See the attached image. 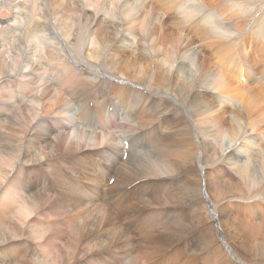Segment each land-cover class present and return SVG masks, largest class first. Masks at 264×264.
<instances>
[{"label": "bare ground", "instance_id": "obj_1", "mask_svg": "<svg viewBox=\"0 0 264 264\" xmlns=\"http://www.w3.org/2000/svg\"><path fill=\"white\" fill-rule=\"evenodd\" d=\"M39 1L0 0L1 43H13L12 50L5 45L7 72L0 66L1 83L8 87L0 111V146L6 145L0 193L5 189L7 212L15 216L1 240L8 256L37 264H247L233 241L238 235L244 242L243 224L228 216L236 198L229 188L222 195L210 190L218 161L253 169L244 154L255 138L249 127L241 130L251 119L219 107L232 129L222 132L223 139L209 135L213 153L197 147V138H189L186 148L182 135L193 136L182 129V107L213 112L208 91L195 83L198 74L204 82L214 72L213 64L206 68L191 40L181 43V34L167 31L168 15L160 16L156 1L66 0L63 13L51 19ZM196 1L178 3L180 22L195 32L204 25L216 56L234 61L233 72L243 76L233 51L244 31L264 20V0H228L245 14L238 26L217 17L214 4ZM262 26L254 32L259 38ZM44 34L58 39L57 60L55 51L37 47L46 44ZM16 35L25 52L18 69L12 55ZM82 38L89 46L79 49L76 39L80 44ZM167 38L178 46L159 53ZM50 63L53 70L46 67ZM224 77L219 97L232 103L240 98ZM261 78L263 83L264 73ZM10 80L16 85H8ZM242 98L243 107L260 111L262 121L264 99Z\"/></svg>", "mask_w": 264, "mask_h": 264}, {"label": "rangeland", "instance_id": "obj_2", "mask_svg": "<svg viewBox=\"0 0 264 264\" xmlns=\"http://www.w3.org/2000/svg\"><path fill=\"white\" fill-rule=\"evenodd\" d=\"M68 1L70 2L73 0H68ZM147 1L151 4L156 1L152 5L154 6L155 10L160 14L162 18L166 19V15H168V18L165 21V26L167 27L168 32L170 31L176 34L177 33L181 34V38H180L181 43L183 42L184 39L191 40L193 42V45L198 49L200 53L199 59H203L206 61V62L204 61L205 63L203 65L207 68L209 64L211 65L213 64L212 66L213 68H215L214 72L212 73L208 71L207 75L204 77V79L206 78L204 82L202 81L203 73L198 74L195 80V83L200 85L199 87H203L205 88L203 90L208 91L207 95L205 94V96H207L208 98L205 99L210 101V104L213 107V112L209 115H206L201 113V110H196V106H191L188 110L182 107V129L187 131L190 130L189 132L193 135L191 136L187 132H182L183 138L185 140V147L186 148L189 147V138H193V139L197 138V141H195L197 147H202L203 150L207 149L209 150V153H213L216 151V146L211 141L209 135L217 134L220 138L222 135H224L222 133L224 130H226L229 135L232 129V122L226 115H222L221 111L219 110V107H223L224 110L234 113L240 112L242 113L241 115H243L242 116L243 118L246 117L248 119L249 118L251 119V123L248 126L242 127L241 130H243L246 127H249L250 128L249 132L253 133L254 138L257 139V140L255 139L253 140V145L250 146L252 148H249L250 151L248 152L249 155L247 153L244 154L245 161L248 162L249 156L250 159L253 160V164H254L253 169L243 171L242 166L226 164L225 162L220 163L218 161L216 165V171L214 177L216 181V185L210 191L213 192L219 190V193L222 195L223 194L222 192H227L229 188L230 191L229 195L231 197H235L236 199H233L232 201L234 203V207L232 208V211L228 216L230 217V219L236 220L235 221L236 223L238 222L242 223L243 230L245 231L246 234V238L244 242H242V240L238 237V235L234 237L233 241L237 242L242 247L239 248L238 245L237 244L235 245L234 242L235 251L238 253L244 252L242 257L247 262V264H264V175H263L264 170L262 174L261 167L259 166V165L264 166V157H263L264 156V142H263L264 119L261 121V119L258 117L260 111L256 113H252L249 111V108L243 107L242 105L243 96L246 98L248 96L251 97V95L252 97H255L257 95L262 99H264V89H262V87L264 86L263 84L264 82L263 83L258 82L262 80L261 77L263 76L264 73V61H263L264 37L259 38L254 34V32L257 31L259 27L260 28L263 27L262 25H264V20L261 19L260 22L256 20L257 22L255 23V27L253 29L245 30L244 31L245 35L243 34L244 37H242L243 40L240 43H238L237 45L238 47H236L235 51H233V56H236V59H238L237 60L238 63L240 62L239 67L243 72V76H240L238 78L237 72H233V65H231L233 64L234 61L226 60L225 58L220 59L219 57L221 56H216L215 54L216 49H214L216 45L213 44L214 39L210 35L211 31L205 33L204 25H200L198 31L196 32L193 31L190 27H188L187 24L182 25V23L180 22V19L182 20V7L178 6V3H182V0H180L179 2L175 0L176 1L175 3H173L174 0H165L163 2L161 1L157 2V0H147ZM210 1L213 2L211 3ZM197 2L204 3L206 5L214 4L213 5L214 11L216 10L215 15L217 17H221L222 19L226 18L225 19L226 22L231 23L232 25L235 26H238L240 24L239 20L241 19V17L245 16V14L243 15L239 13L237 7L236 6L234 7V5L228 2V0H224V1L197 0L196 3ZM66 3H67L66 0H60L55 4L42 0L38 2L37 6L41 8L40 9L41 12L43 10V13L47 15L48 19H51V18H56L57 16H59V14L63 13L62 10L65 8V6H67ZM72 4L74 5V3ZM231 4L232 6L230 7ZM177 8L181 9V13L177 11ZM161 10L165 12L163 13ZM35 11L38 12L37 8L35 9ZM90 11L92 12V9ZM4 13L5 12H2L1 16H5ZM99 15L102 16L101 14ZM66 16L67 13L62 15V17H66ZM19 25L20 26L24 25V23L22 22ZM245 25L246 23H243L242 27H244ZM44 35L46 40L48 39L46 44L43 45L41 42L38 44L37 47L42 46L40 48L42 49L48 48L50 51H55V60H57L58 56H60V54H58L57 52L59 53L61 52V50L56 51L54 49V47L57 46L59 42L58 39L54 35L51 36V38L49 37L48 34H44ZM1 40L2 38H0V66L3 67L7 72L9 62L8 60H6L5 50L6 49L12 50L13 43L10 44L4 40L2 44ZM13 40L16 42L17 46L14 48L12 55L16 57V65L18 69L19 61L25 56V52L21 44V36L16 35L13 38ZM86 40L87 38L86 39L82 38V43L79 44L80 40L76 39V43H78L76 47L82 49L86 46H89L87 45L89 44V42ZM166 41L168 42V46L166 47L167 50L163 47H161L162 49H159L158 47L157 49L159 50V53L165 51L167 52L168 50L170 51L172 48H176L178 46V44H176L174 42V39L172 38H167ZM256 43L260 45L262 44V46H258L256 48L253 47V45H256ZM82 44H84L85 46ZM5 45H6V49H5ZM49 46L52 48H49ZM242 48H244L243 51ZM248 64L252 67L251 68L252 72H248L247 69ZM50 65L51 66L46 65L47 69L53 70L54 65L51 63ZM135 76L142 78L137 72ZM224 76H226L231 80L230 85L235 86L233 88H235L234 90H236L235 92L238 93V97L240 98V99H234L232 103L229 102L230 99H224V98L222 99L221 97H219L220 95L223 94V92H221L220 90L223 89V87L227 84L226 82L227 79H225ZM7 83L8 85H16L13 80L7 81ZM21 84L22 87L23 83L21 82ZM241 85H244V87H242ZM7 89L8 87L6 86V84L4 85L3 83H1V76H0V111L2 112L4 111V108L1 106V102L2 100H5V96L7 97L6 95ZM224 100H226V103ZM0 123L2 124L1 120ZM193 123L197 126V128H194ZM221 138L223 139V137ZM119 145L121 146L120 142ZM257 145L258 147H256ZM125 149H127V145H125ZM199 149L200 148H198V150ZM0 152L2 154L6 152L5 144L0 146ZM239 154L241 153L239 152ZM123 159H125V156H123ZM205 161L209 162V160H205ZM234 161L235 158H232L231 160L228 161V163H232ZM2 165H3V161H0V167H2ZM209 172L211 173L210 170ZM2 177L3 175L1 174L0 171V184L3 182ZM185 177L186 176H182V182H184ZM114 181H115L114 178H110L107 181V183L108 185H112ZM226 183L228 184V186L226 185ZM4 191L0 193V264H37L34 261L35 259L31 260V258L28 259L27 257H22V256H20V258H18L17 260H12L11 257L8 256L6 251L2 248L3 243L1 240L6 236V231H7L6 226L8 225V222L11 221L10 217H12V219H15L13 212H7L8 206L4 199V196L6 195ZM226 218L227 216L224 217L222 221H225ZM199 226L201 228L204 227L203 225H199ZM131 234L134 235V232H131ZM184 243L185 241L182 242L183 246ZM187 264H190V262H188Z\"/></svg>", "mask_w": 264, "mask_h": 264}]
</instances>
